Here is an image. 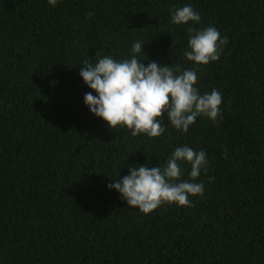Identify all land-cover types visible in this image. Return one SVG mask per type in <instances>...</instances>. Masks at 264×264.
I'll return each instance as SVG.
<instances>
[{
	"label": "trees",
	"instance_id": "16d2710c",
	"mask_svg": "<svg viewBox=\"0 0 264 264\" xmlns=\"http://www.w3.org/2000/svg\"><path fill=\"white\" fill-rule=\"evenodd\" d=\"M186 4L201 22L172 24ZM208 26L228 44L197 66L188 28ZM138 40L145 65L194 68L221 93L219 123L134 137L90 113L80 67ZM185 145L208 158L192 206L146 215L107 188ZM0 264H264V0H0Z\"/></svg>",
	"mask_w": 264,
	"mask_h": 264
},
{
	"label": "clouds",
	"instance_id": "9594fccd",
	"mask_svg": "<svg viewBox=\"0 0 264 264\" xmlns=\"http://www.w3.org/2000/svg\"><path fill=\"white\" fill-rule=\"evenodd\" d=\"M47 2L56 7L60 0ZM170 20L174 25L199 24L201 15L191 4H186L174 8ZM188 32L184 52L187 61L201 66L220 60L228 38L222 37L215 26L189 27ZM145 44L139 40L134 42L126 59L104 56L95 64L85 61L80 67V77L92 90L83 97L90 113L102 118L110 129L126 127L134 137L157 138L168 126L187 133L198 117L219 123L218 118L223 117L221 93L216 89L201 93L194 68L181 71L157 62L145 65L137 55L143 53L145 56ZM165 113L167 125L162 119ZM207 163L204 150L177 146L157 167L129 165V174L112 178L107 188L119 193L130 208L146 215L165 204L190 207L192 200L189 197L204 196L205 185L197 180L202 171H207ZM186 165L190 166L187 179L184 178Z\"/></svg>",
	"mask_w": 264,
	"mask_h": 264
}]
</instances>
